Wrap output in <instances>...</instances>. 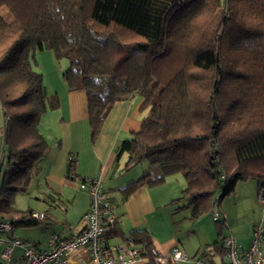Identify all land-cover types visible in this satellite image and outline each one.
<instances>
[{"label": "trees", "instance_id": "trees-1", "mask_svg": "<svg viewBox=\"0 0 264 264\" xmlns=\"http://www.w3.org/2000/svg\"><path fill=\"white\" fill-rule=\"evenodd\" d=\"M2 8L13 17L0 14L2 219L38 223L14 206L49 149L39 131L44 76L34 68L45 50L69 63V89L85 90L93 142L117 101L143 99L142 126L117 154L127 155L126 169L161 171L128 184L124 199L180 174L186 187L175 202L187 200L196 219L240 182L264 190V0H0ZM215 223L221 238L226 223ZM105 237H123L143 248L144 264H157L146 232L124 237L113 218Z\"/></svg>", "mask_w": 264, "mask_h": 264}, {"label": "crops", "instance_id": "crops-1", "mask_svg": "<svg viewBox=\"0 0 264 264\" xmlns=\"http://www.w3.org/2000/svg\"><path fill=\"white\" fill-rule=\"evenodd\" d=\"M35 58L34 68L44 76L48 99L47 112L41 118L39 131L49 149L40 161L39 172L27 190H30L36 204L26 211L42 214L43 220L34 226H14L11 232L0 234L3 241L30 243L43 250L51 235L69 240L80 234L85 228L84 216L89 210L90 199L80 190L79 181L100 176L109 196L113 218L124 237H128L133 231L146 232L159 256H168L174 247H179L192 260L203 258L211 264H227L224 247L221 245L224 238L230 236L243 249L250 248L256 215L250 209L248 211L246 200L249 198L250 201L258 196L255 181L237 184L235 193L231 195L237 200L234 211L224 206L219 209L222 220L229 229L226 234L222 233L221 238L212 219L213 206L210 213L194 219L187 200L175 202L182 197L186 187L180 174L169 177L165 184L158 187L142 185L129 199H124L122 189L155 170L148 163L126 169L127 155L119 157L117 154L121 142L142 126V120L147 114L146 110H141L143 99L135 94L117 101L106 118L99 137L93 142L86 92L83 89L71 91L66 82L65 74L69 63L66 61L62 65V60H57L47 50L37 52ZM3 146L2 128L0 161ZM71 156L76 159V170L72 175L69 168ZM241 210L244 212V220L248 221L246 233L242 236L235 222L237 213H241ZM210 220L214 222L210 223ZM108 241L111 245L129 242L123 237ZM262 241L261 250L264 255V230ZM215 243L219 245L216 247ZM4 248L5 244L0 243V264H22L21 247L13 249L8 263L2 258Z\"/></svg>", "mask_w": 264, "mask_h": 264}, {"label": "built area", "instance_id": "built-area-1", "mask_svg": "<svg viewBox=\"0 0 264 264\" xmlns=\"http://www.w3.org/2000/svg\"><path fill=\"white\" fill-rule=\"evenodd\" d=\"M1 110V105H0ZM75 158L71 156L70 161ZM79 188L90 199L89 210L84 216V230L69 240H62L57 235H51L47 247L43 250L30 243L21 241H3V260L8 263L15 247L23 249L22 264H144L146 258L140 246H133L130 242L120 245H111L106 239L109 223L113 221V211L109 196L104 190L103 180L100 176L90 179H81ZM264 204V190L258 193ZM219 198L217 195L213 205L212 216L214 221H221L223 216L219 211ZM28 220H43V215L32 213ZM21 221L16 218L14 222ZM14 225L11 221L0 217V234L9 233ZM263 227L259 223L255 227L250 248L245 250L235 240L228 236L223 240L227 264H264L262 254ZM193 261L194 264H211L209 261L198 258L192 260L181 248L174 247L168 256H157V264H183Z\"/></svg>", "mask_w": 264, "mask_h": 264}, {"label": "rangeland", "instance_id": "rangeland-1", "mask_svg": "<svg viewBox=\"0 0 264 264\" xmlns=\"http://www.w3.org/2000/svg\"><path fill=\"white\" fill-rule=\"evenodd\" d=\"M0 14H2L5 19L8 21V22H11L13 17L12 15L9 13V11L6 9V8H2L0 10ZM66 62V60H62L61 61V64L64 65ZM3 117H2V114H1V111H0V130L3 128ZM5 166H6V162H2L0 164V167L2 169V171H4L5 169ZM154 172L155 171H161L159 167H156L155 170H153ZM158 175H154V177H157ZM28 190V189H27ZM248 196H250L248 194ZM235 201H237L233 196H230V197H225L221 203H220V206H219V209H221L223 206L225 208H231V211H234L236 208H235ZM246 202H248L246 204V207L248 208V211L249 209L252 211V213H254L256 216H255V220H256V226L259 225V223L262 224V227H263V230H264V222H263V218H264V204L261 202V199L259 198V196H256L254 199H250L249 201V198L246 200ZM36 204V200L34 199V197L32 196L30 190L29 192H25V193H19L17 194V196L15 197V208L20 210V211H26L28 210L29 207L31 206H34ZM254 211H253V209ZM240 211V210H238ZM242 211V210H241ZM243 215H244V212L242 211L241 213L238 212L237 213V220H235V222H237L236 224L238 225L239 227V234L242 236L246 233V230H247V226H248V221L247 219L244 220L243 218ZM241 217V219H240ZM249 217V215L247 216V218ZM213 219V217H212ZM214 222V221H213ZM212 220H210V223H213ZM204 225H206L204 223ZM228 227L226 226L225 227V231L224 234H226L227 232H229V229H227ZM262 245H263V241H262ZM16 251V250H15ZM18 252V251H17ZM4 264V262H3Z\"/></svg>", "mask_w": 264, "mask_h": 264}, {"label": "water", "instance_id": "water-1", "mask_svg": "<svg viewBox=\"0 0 264 264\" xmlns=\"http://www.w3.org/2000/svg\"><path fill=\"white\" fill-rule=\"evenodd\" d=\"M223 243H224V242L221 243L222 246H223Z\"/></svg>", "mask_w": 264, "mask_h": 264}]
</instances>
